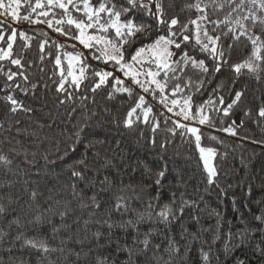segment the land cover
I'll use <instances>...</instances> for the list:
<instances>
[{"label": "trees", "instance_id": "16d2710c", "mask_svg": "<svg viewBox=\"0 0 264 264\" xmlns=\"http://www.w3.org/2000/svg\"><path fill=\"white\" fill-rule=\"evenodd\" d=\"M163 2L169 15L179 16L181 20L195 19L199 15L195 8L187 7L197 0ZM21 5L19 14L23 16L28 9L24 0ZM60 11L55 10L57 14ZM227 11L226 8L225 12L219 13L221 18ZM73 15L80 16L79 13ZM32 18H36V13H32ZM0 20L4 21L7 34L12 29L17 31L14 58L22 56L23 71L30 82L38 85L32 90L29 84L26 92L19 89H9L7 93L0 91V156L11 161L10 164L0 161V207L3 208L0 211V264H157V260L159 264L169 260L170 264H205L200 252H208L209 245L210 264H264V118L258 117L259 108L264 107V61L257 62L256 73L242 69L236 74L230 67H225L211 84L206 85L203 94L193 96L190 115H195L196 108L205 105L210 98L215 101L217 95H223L228 102L235 91H243L242 103L233 109L230 118L210 113L215 119V128L198 125L194 120L181 122L200 127L201 146L215 150L217 176L209 183L194 138L190 135L181 137L182 129H177L174 138H170L168 132L177 121L173 116L183 103L182 96L175 97L180 103L173 112H168L158 97L153 99L135 86L132 96L113 93L110 99L111 87L101 88L93 94L85 90L84 84L77 91L69 83L65 86L73 99L61 104L59 101L65 99V94L57 93V83L53 82L57 80L53 76L54 57L60 54L62 66L66 67L68 61L64 53L74 51L70 47L72 43H77L78 50H82L81 46L61 37L46 23H17L4 9H0ZM21 31L31 38L30 41L19 35ZM41 33H47L51 38L44 53L39 49V44L46 38ZM52 40L69 46L58 52ZM29 43L30 47H27ZM0 47L6 45L0 42ZM48 52L52 53L51 57ZM237 52L231 63L247 58L251 54V45L245 47L242 44ZM261 55L264 56V51ZM29 61L32 62L30 67ZM88 62L96 64L95 61ZM0 65L5 70L11 67L16 71V66L8 61H0ZM40 68L44 69L43 73ZM87 75L91 78V70ZM188 75L194 80L198 78L195 70H189ZM16 79L21 82L20 77ZM3 83L0 78V85ZM127 84L126 80L125 86ZM217 85L221 90L214 93ZM7 94L30 111H11L5 98ZM138 94L145 95L153 109L149 124L153 117L160 123L155 133V145L152 143L154 134L148 125L140 124L133 129L123 125ZM85 95L88 98L82 100ZM171 99L169 96V106ZM248 109L250 115L245 116ZM137 114H140L139 109ZM232 120L238 125L244 121L243 127L237 128V136L217 130L229 126ZM165 140L169 143L162 149L161 142ZM72 148L75 151H71ZM66 151L68 155L64 156ZM81 160L83 164L79 163ZM108 161L111 164L106 166ZM163 164H167V171L162 180L161 201L153 211L152 220L137 226V234L124 222L134 220L137 213L147 215L143 201L155 196L156 189L152 180L146 178L145 167L155 172ZM73 169L82 172L84 179L74 177ZM105 176L109 177L110 183L101 185ZM127 185L131 187H125ZM145 185L150 187L141 192L138 186ZM170 192H176L178 196L183 192L185 199L195 200L198 205L195 212L188 210L183 218L184 238L181 237V221L172 225L171 233L181 252L171 258L164 250L168 244V229L157 219L163 205H171ZM93 195L101 204L99 209L92 206ZM121 196L128 201L126 213L114 208L116 198ZM135 196H139L140 201L134 199ZM193 215L199 218L198 222L192 220ZM150 229L155 231L149 237L148 250L143 251L141 241ZM190 234H195L196 239ZM29 240L37 247L28 244ZM41 244L56 251L45 253L39 247ZM155 244L160 245L159 250L153 247Z\"/></svg>", "mask_w": 264, "mask_h": 264}, {"label": "snow or ice", "instance_id": "6c2138e0", "mask_svg": "<svg viewBox=\"0 0 264 264\" xmlns=\"http://www.w3.org/2000/svg\"><path fill=\"white\" fill-rule=\"evenodd\" d=\"M24 4L28 11L23 16L19 14V9L22 6L21 0H8L7 4L5 0H0V9H4L5 13L10 12L11 17L17 23L21 21H26L29 24L46 23L48 28L55 33L67 40L78 42L82 48V50H78L77 43L70 45L74 51L64 53L68 61L66 67L62 66L60 54L54 57L53 76L57 77V80L53 82L57 83V93L65 94V99L59 101L61 104H64L66 100L73 99V94L65 86L69 83L77 91L84 84L85 90L93 94L101 88L111 87L110 99L113 93H127L128 96H132L135 86L153 99L158 97L159 103L167 108L168 112H173L180 103L175 97L182 96L183 103L175 115L182 116L184 121L194 120L198 125L215 128V119L210 113H214L216 117L230 118L233 109L242 103L244 92L235 91L228 102L225 101L223 95H217L215 101L210 98L205 105L196 108L195 115H190L193 96L203 94L202 90L206 85L211 84L216 74L221 73L225 67H230L236 74L241 73L242 69L256 73L259 68L257 62L264 61V56L261 55V52L264 51V38H262L264 36V0H239L238 3L237 0H207V2L197 0L194 5L187 7L195 8L199 15L195 19L188 20H181L179 16L169 15L163 0H96V3H93V0H35L34 4L32 0H24ZM246 5L249 6L246 7ZM226 8L228 11L221 18L219 13L225 12ZM56 9L61 10L59 14L55 12ZM210 9L211 11H209ZM32 13H36L35 19L32 18ZM73 13H79L80 16H74ZM50 16L51 18H49ZM40 17L45 19L41 20ZM4 27V21L0 20V42L6 45V47H0V61H8L10 65L16 66V71H13L11 67L5 70V67L0 65V78H3L4 81L0 85V91L7 93L9 89H19L26 92L29 84L31 89L35 90L38 85L30 82L29 76L23 71L25 64L22 63V56L16 55L14 58L13 45L17 39V31L12 29L10 34H7ZM257 28L259 31H256ZM19 35L25 41L31 39L22 31ZM41 35L46 37L39 44L40 52L44 53L45 46L49 45L51 38L47 33H41ZM52 43L56 45L58 52L69 46L57 40H52ZM242 44L245 47L251 45V54L238 63H231ZM26 46L30 47V43ZM239 54H242V51ZM47 55L51 57L52 53L48 52ZM40 60H44L43 55L40 56ZM89 60L95 61L96 64L89 63ZM31 64L32 62L29 61L28 66L30 67ZM136 65H140L143 71L138 70ZM88 70H91V78L87 75ZM189 70H195L198 78L194 80L192 76L188 75ZM40 72L43 73L44 69L40 68ZM17 77L21 78V82L17 81ZM126 80L128 81L127 86H125ZM85 81L88 83L85 84ZM44 87L46 88L47 84ZM220 90L221 86L217 85L213 92L218 93ZM169 96L172 97L171 106H169ZM5 98L11 106V111L24 109L22 102L11 94H7ZM87 98L86 95L81 97L82 100ZM138 109L140 114H137ZM24 110L30 111V109ZM152 112L153 109L148 104L145 95L138 94L134 106L130 107L126 113L123 125L127 129H133L134 126L139 127L140 124L148 125L154 134L152 143L155 145V133L160 128V123L153 117L149 124V114ZM250 112V109L245 110L244 115L249 116ZM258 117L264 118V107L259 108ZM243 125V120L239 125L235 120H232L229 126L217 130L237 136V128H242ZM177 129H182L181 137L190 135L194 138L193 142L198 148L208 174V182L212 183L213 178L217 176L216 168L211 163L215 156V150L201 146V128L175 121L173 127L168 129L170 138L175 137ZM168 143L169 140L162 141L161 148L166 149ZM71 151H75V148H72ZM67 155L66 151L64 156ZM45 159L47 160V157ZM0 161L6 164L11 163L3 156H0ZM79 163L83 164V160ZM109 164L111 161H108L106 166ZM85 169H87L86 165ZM166 171L167 164L158 166V170L155 172L145 167L146 178L152 180L156 194L147 201H143L147 215L137 213L134 220L128 219L124 222L125 225L137 231V234H139L137 226L152 220L153 211L161 201L162 180L165 178ZM72 175L80 180L84 179V174L75 169H73ZM100 183L101 185L110 183L109 177L105 176ZM72 187L75 192V184ZM125 187H131V185ZM138 187L143 192L150 186ZM101 190L103 191V188ZM120 190L124 191V188ZM133 191L135 192L136 189L133 188ZM32 196L35 198L36 193L33 192ZM169 196L171 205H163L157 213V219L165 229H168V244L164 250L171 258L181 252V248L171 233L172 225L177 220L181 221L180 227L183 229L181 237L184 238L186 229L183 218L188 210L195 212L198 205L195 200L185 199L183 192L179 196L176 192H170ZM91 199L92 206L99 209L101 204L96 200V196L93 195ZM134 199L140 201L139 196H135ZM114 208L117 211L123 209L126 213L129 210L128 201L122 196L117 197ZM0 211H3L2 207H0ZM192 220L198 222L199 218L193 215ZM154 231L155 229H150L148 233L144 234L145 238L141 241L143 251L148 250L151 243L149 237L154 234ZM190 235L196 239L195 234ZM27 243L32 247H37V244L32 240ZM201 243L206 242L201 241ZM39 247L45 253L56 251V249H49L43 244ZM153 247L157 250L160 249L159 244H155ZM187 252L188 248L186 247L184 249L185 256ZM210 252V245L208 252L203 250L200 252L205 264H210ZM157 264H159V260H157ZM165 264H170V260Z\"/></svg>", "mask_w": 264, "mask_h": 264}, {"label": "rangeland", "instance_id": "374dc122", "mask_svg": "<svg viewBox=\"0 0 264 264\" xmlns=\"http://www.w3.org/2000/svg\"><path fill=\"white\" fill-rule=\"evenodd\" d=\"M136 67H137V69L138 70H141V71H143V69L140 67V65H136ZM177 115H174V117H176ZM182 118V116H179V118ZM180 118V119H181ZM182 120H183V118H182ZM182 122H184V120L182 121ZM188 124V123H187ZM192 125V124H191ZM193 126V125H192ZM214 158H215V156H214ZM214 158H213V160L211 161V163L213 164V166H214ZM215 167V166H214Z\"/></svg>", "mask_w": 264, "mask_h": 264}, {"label": "built area", "instance_id": "2783aa9c", "mask_svg": "<svg viewBox=\"0 0 264 264\" xmlns=\"http://www.w3.org/2000/svg\"><path fill=\"white\" fill-rule=\"evenodd\" d=\"M173 118H174L175 120H177V121L182 122V120H181L178 116H176V117L173 116Z\"/></svg>", "mask_w": 264, "mask_h": 264}]
</instances>
